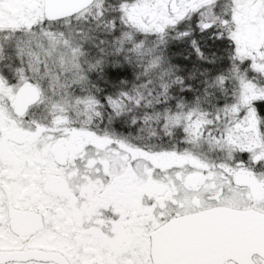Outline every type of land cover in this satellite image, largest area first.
<instances>
[{
    "label": "snow or ice",
    "instance_id": "6c2138e0",
    "mask_svg": "<svg viewBox=\"0 0 264 264\" xmlns=\"http://www.w3.org/2000/svg\"><path fill=\"white\" fill-rule=\"evenodd\" d=\"M0 264H264V0H0Z\"/></svg>",
    "mask_w": 264,
    "mask_h": 264
}]
</instances>
